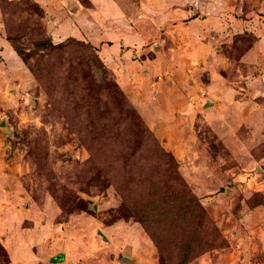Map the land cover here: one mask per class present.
<instances>
[{
    "label": "rangeland",
    "instance_id": "374dc122",
    "mask_svg": "<svg viewBox=\"0 0 264 264\" xmlns=\"http://www.w3.org/2000/svg\"><path fill=\"white\" fill-rule=\"evenodd\" d=\"M0 264H264V0H0Z\"/></svg>",
    "mask_w": 264,
    "mask_h": 264
},
{
    "label": "water",
    "instance_id": "95a60500",
    "mask_svg": "<svg viewBox=\"0 0 264 264\" xmlns=\"http://www.w3.org/2000/svg\"><path fill=\"white\" fill-rule=\"evenodd\" d=\"M207 105H209V103H208ZM2 126L4 127L5 124L3 123ZM97 235L99 236V239H100L102 242L107 243V239L103 236V234H102L101 232L98 231V232H97ZM56 258H57V257H56Z\"/></svg>",
    "mask_w": 264,
    "mask_h": 264
},
{
    "label": "trees",
    "instance_id": "16d2710c",
    "mask_svg": "<svg viewBox=\"0 0 264 264\" xmlns=\"http://www.w3.org/2000/svg\"><path fill=\"white\" fill-rule=\"evenodd\" d=\"M7 41H8V42H11V40H10L9 38H7ZM60 46H63V44L53 45L51 42H50V44H49V47H50V48H58V47H60ZM17 52H18V51H17Z\"/></svg>",
    "mask_w": 264,
    "mask_h": 264
}]
</instances>
